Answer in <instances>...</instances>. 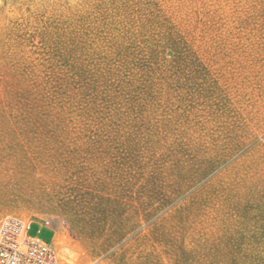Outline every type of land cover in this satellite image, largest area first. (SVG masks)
Instances as JSON below:
<instances>
[{
	"label": "rangeland",
	"instance_id": "rangeland-1",
	"mask_svg": "<svg viewBox=\"0 0 264 264\" xmlns=\"http://www.w3.org/2000/svg\"><path fill=\"white\" fill-rule=\"evenodd\" d=\"M8 217L59 264H264V0H0Z\"/></svg>",
	"mask_w": 264,
	"mask_h": 264
},
{
	"label": "built area",
	"instance_id": "built-area-1",
	"mask_svg": "<svg viewBox=\"0 0 264 264\" xmlns=\"http://www.w3.org/2000/svg\"><path fill=\"white\" fill-rule=\"evenodd\" d=\"M33 224L18 217L0 222V264H59L52 240L28 235Z\"/></svg>",
	"mask_w": 264,
	"mask_h": 264
},
{
	"label": "bare ground",
	"instance_id": "bare-ground-1",
	"mask_svg": "<svg viewBox=\"0 0 264 264\" xmlns=\"http://www.w3.org/2000/svg\"><path fill=\"white\" fill-rule=\"evenodd\" d=\"M62 242H63V237L60 235H55L52 240V243L55 247L61 246Z\"/></svg>",
	"mask_w": 264,
	"mask_h": 264
},
{
	"label": "crops",
	"instance_id": "crops-1",
	"mask_svg": "<svg viewBox=\"0 0 264 264\" xmlns=\"http://www.w3.org/2000/svg\"><path fill=\"white\" fill-rule=\"evenodd\" d=\"M35 224V223H34Z\"/></svg>",
	"mask_w": 264,
	"mask_h": 264
}]
</instances>
